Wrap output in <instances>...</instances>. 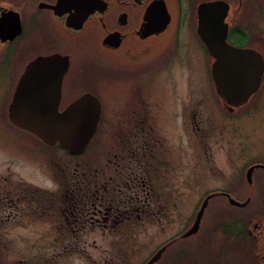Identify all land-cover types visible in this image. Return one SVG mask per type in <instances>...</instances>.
<instances>
[{"label":"flooded vegetation","instance_id":"obj_1","mask_svg":"<svg viewBox=\"0 0 264 264\" xmlns=\"http://www.w3.org/2000/svg\"><path fill=\"white\" fill-rule=\"evenodd\" d=\"M202 1L206 0H0V116L5 125L72 158L86 153L102 123L109 140L113 136L121 140L119 152L91 158L87 180L81 182L77 168L62 170L52 188L17 182L15 167L30 164L27 147L20 156L22 143L13 138L0 141V239L14 237L6 226L54 213L56 231L44 232L40 238L92 240L91 249L97 238L112 239V251L119 258L106 256L98 264H126L122 246L139 235L128 225L147 215L157 229V243L146 255L141 248L135 252L139 264H146L161 249L152 264H192V249L200 245L199 264H264V163L239 151L248 148V141L226 136L227 130L242 134L240 127L247 122V139L254 141L259 134L257 138L264 141V0H223L226 43L254 51L263 63L260 86L245 103L230 106L217 96L211 58L200 41L209 60L217 110L226 118L221 123L191 88V52L185 34L192 30L196 34V7ZM39 58H47L52 71L68 62L61 80L60 110L84 93L100 102L97 131L79 155L43 143L9 119L17 82ZM145 78L146 86L149 81L151 86H144ZM193 128L203 134L192 137ZM153 143L161 158L152 152ZM50 151L43 162L58 155ZM234 154L238 172L230 186L243 189L232 194L230 186L221 182L232 168H222L219 162L228 164ZM96 160L104 161V169L96 167ZM199 160L217 166L201 176L211 179L219 173V182L199 194L197 207L207 194L217 192L224 203H219L221 207L230 203L243 212L219 213L205 231L201 233L200 221L195 233L183 237L198 210L185 215L182 207L197 191L193 184ZM229 198L239 204H231ZM163 223L168 224L167 233L159 230ZM91 262L97 264L96 258Z\"/></svg>","mask_w":264,"mask_h":264},{"label":"rangeland","instance_id":"obj_2","mask_svg":"<svg viewBox=\"0 0 264 264\" xmlns=\"http://www.w3.org/2000/svg\"><path fill=\"white\" fill-rule=\"evenodd\" d=\"M190 34V35H189ZM185 34V40L189 44L190 52H191V62H190V72L192 76L191 80V88L194 93H196L204 104L207 105L209 110H213L215 112V119L218 123L223 122L226 118L217 110V99L213 91V86L211 83V79L209 76L208 64L209 60L204 52V48L201 46L200 40L196 36L195 32L192 30ZM148 78H145V87L151 86L150 81L146 86V81ZM152 83V81H151ZM180 88L182 87V83H180ZM103 99V98H102ZM105 114V111H104ZM247 123V122H246ZM243 124L240 128L242 130V134L235 133L232 130H227L226 136L229 134L234 137H240L249 142L248 148L240 147L239 151L244 152L245 158L249 156L260 160L264 163V141L262 139H258L257 135H255L256 139L253 137L254 141H250L248 138L249 127L247 124ZM212 126L219 130V125L215 122H212ZM191 133L192 137L202 135L203 131L198 129H192ZM180 133V129H175V137L178 138ZM107 134V132H106ZM105 134V126L102 123L100 126L97 136L95 138L94 143L90 148L87 149L86 153L80 155L78 157H69L66 156L65 153H62L60 149L57 148H47L42 143L37 141L36 138L31 136L28 133L14 130L13 128H9L4 123V118L0 116V141H7L9 138H13L14 141L18 143H22V148L20 150V156L25 153L24 146L27 147V151L29 155L27 157L28 165L24 164L23 167H15V179L19 183H23L26 185H30L33 187H47L52 188L57 184L58 174L60 172L64 174L65 171H71L73 168H77L80 173L81 182L83 180H87V176L90 169V160L91 158L97 155L99 158H103L104 152H119L121 147V140L119 137H115V139L109 140ZM183 138L182 135H180ZM252 137V136H249ZM16 138H21L17 140ZM183 142V140L181 139ZM111 142V143H109ZM149 144V143H148ZM154 147V151L158 158H161L158 154L157 144H152ZM183 145V144H181ZM195 145V144H194ZM52 150L54 153L58 152V155L53 154V158H46L43 162V156L50 155ZM230 152V151H229ZM50 153V154H49ZM62 153V157H61ZM176 155V152H175ZM232 155L228 164H224L223 160L219 163L222 168L228 169L229 175L228 177H222V184L227 185L229 187L234 180V177L238 172V160L237 157ZM25 157H20V160L26 162ZM147 157V156H146ZM161 160V159H159ZM232 160V161H231ZM97 161V160H96ZM192 161H196V159L192 158ZM184 164V158L181 160ZM210 159H207V163H211ZM149 163L151 164V160L149 159ZM181 163V167L183 164ZM218 166L219 164L216 163ZM96 167L99 169H104V161L99 160L96 163ZM216 165H206L202 160H199L197 163V167L195 168L197 172L195 173L197 176L194 179V187L197 192H191L192 195H189L187 198V202L185 206L182 207V210L185 215L190 214L195 209H199L202 202L205 198H208L207 205L204 210V214L201 217V233L205 231L208 226L215 222L219 216V213L222 216H226L227 213L236 214L241 213L243 211L237 210L235 208L230 207V203L228 205H223L222 207L219 203L224 204L222 198L217 196L219 193L213 192L209 193L202 200L201 204L198 205L199 194H202L206 191V189L212 188V184L219 182V173H215L211 179L208 177H202L201 174L207 172L206 170L212 169L215 170ZM64 170V172H62ZM65 180V179H64ZM64 183V181H63ZM243 188L230 186L228 190L233 194L234 192L240 193ZM228 195V194H227ZM233 198V197H232ZM232 198H229L232 199ZM234 200V199H233ZM232 204V203H231ZM230 205V206H229ZM197 207V208H196ZM198 211V210H197ZM197 213V212H196ZM131 224L128 225L129 231L138 232V237L134 239H128L126 244L122 246L123 258L126 259V264H139V256L136 255V251L138 249L143 250V254L149 253V251L155 246L157 243L156 236L154 234L157 232L154 222L151 217H147V215L143 218L142 221L136 223V219L133 218ZM177 220V219H176ZM56 215L54 213H45L40 216L37 215L32 220L31 223L24 224H14L6 226L7 232L14 235L12 238H1L0 239V264H92L91 260L93 257L96 258L97 264L100 263L101 259L104 257H114L119 258V256H115L114 252V241L112 239H101L97 238L95 240L96 246L94 249H91L90 243L92 240H61V239H53V238H40V234L44 232L54 233L56 231ZM180 221H176V227L179 226ZM168 224H162V227L159 229L163 233L168 232ZM52 236V235H51ZM197 242L196 244H198ZM197 246L192 249V264H199L202 262L200 257L201 247ZM119 247V246H117ZM84 249L81 251L80 249ZM72 249V250H71ZM78 249V250H77ZM114 264V263H112Z\"/></svg>","mask_w":264,"mask_h":264},{"label":"water","instance_id":"obj_3","mask_svg":"<svg viewBox=\"0 0 264 264\" xmlns=\"http://www.w3.org/2000/svg\"><path fill=\"white\" fill-rule=\"evenodd\" d=\"M226 12L227 4L223 0L200 2L196 7V34L211 58L210 75L217 96L230 106H238L259 88L263 63L254 51L226 43ZM47 62V58H39L24 70L9 106V119L43 143L57 145L70 155H79L97 131L100 102L96 96L84 93L60 110L61 80L68 62L64 61L53 71ZM207 200L202 202L183 237L197 231ZM230 202L239 204L233 199ZM161 252L162 249L146 264H152Z\"/></svg>","mask_w":264,"mask_h":264}]
</instances>
